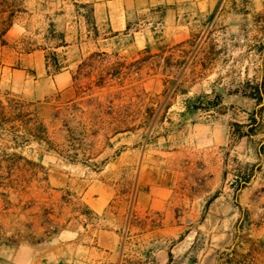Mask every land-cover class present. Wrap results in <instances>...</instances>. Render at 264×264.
Instances as JSON below:
<instances>
[{"label": "rangeland", "instance_id": "obj_1", "mask_svg": "<svg viewBox=\"0 0 264 264\" xmlns=\"http://www.w3.org/2000/svg\"><path fill=\"white\" fill-rule=\"evenodd\" d=\"M79 5L92 21L88 4ZM246 24L233 31L221 21L208 34L200 30L185 42L163 44L158 54L138 50L130 39L96 51L82 59L72 87L53 106L25 101L0 84L7 117L0 119V264H9L21 243H36L35 232L60 231L66 215L81 207L78 193L93 181L115 191L124 207L138 179L159 193L166 187L190 197L206 192L204 200L236 196L260 172L253 157L264 147L263 127L251 120L261 117L264 101L255 110L248 95L261 72L264 77V51L256 41L264 35V14ZM216 95L221 103L211 108L207 101ZM246 117L248 127L238 122ZM213 121L230 128L211 185L183 155L203 145L208 131L221 130ZM249 128L253 134H246ZM132 149L139 151L138 165L131 164ZM117 161L129 163L116 167ZM216 220L203 208L188 230L167 236L175 243L186 235L194 257L218 242Z\"/></svg>", "mask_w": 264, "mask_h": 264}, {"label": "crops", "instance_id": "obj_2", "mask_svg": "<svg viewBox=\"0 0 264 264\" xmlns=\"http://www.w3.org/2000/svg\"><path fill=\"white\" fill-rule=\"evenodd\" d=\"M82 3L91 8L92 21ZM20 4L22 10L0 39V84L25 101L44 106H53L70 90L82 59L96 51L130 39L138 50L158 54L163 44L185 42L200 30L208 34L221 21L236 31L264 14V0H20ZM256 41L263 52L264 35ZM48 55H55L59 70L48 62ZM262 81L261 72L257 83ZM252 99L256 110L260 103ZM260 116L255 114L264 144V111ZM248 118L238 122L248 127ZM212 123L221 130L208 131L211 137L203 145L186 149L183 155L186 163H195L201 177H210L211 185L219 177L220 144L230 128ZM131 153L136 155L131 164L138 165L139 151ZM253 161L262 164L261 170L236 196L220 193L205 200L203 191L190 197L162 187L159 193L155 187L144 189L138 179L124 207L115 191L93 181L78 193L81 207L66 215L60 231L35 232L39 240L21 243L9 264H264V147ZM125 163L129 162L115 165ZM203 208L217 219L212 234L218 235V242L192 257L193 242L186 245V235L174 243L167 234L188 230ZM126 238L131 239L129 246Z\"/></svg>", "mask_w": 264, "mask_h": 264}, {"label": "trees", "instance_id": "obj_3", "mask_svg": "<svg viewBox=\"0 0 264 264\" xmlns=\"http://www.w3.org/2000/svg\"><path fill=\"white\" fill-rule=\"evenodd\" d=\"M21 10H22L21 4L20 3L15 4V0H0V39L1 40H3V35L5 34V32L13 24V18L16 12L21 11ZM47 57H48L47 58L48 62L50 61L53 62L55 70H59L60 66L57 62V58L55 57V55H48ZM250 88L251 90L248 95L251 98L256 99L257 103H260L262 100H264V81L260 83H256L255 85H250ZM207 103L209 104V107L215 108L221 103V100L219 99V96L216 95L214 100H208ZM188 107L191 109L198 108L194 104L192 105L189 104ZM5 118L7 117H5L4 111L0 110V119L3 120ZM251 120L255 121L256 117H251ZM236 125L238 126L237 123ZM253 133H254V130L252 128H249L246 134H253ZM261 151H263L262 147H261ZM243 186L245 185L240 184L239 188H242Z\"/></svg>", "mask_w": 264, "mask_h": 264}]
</instances>
